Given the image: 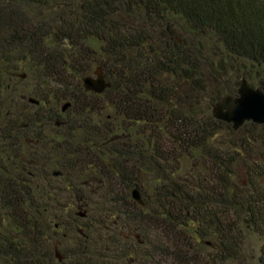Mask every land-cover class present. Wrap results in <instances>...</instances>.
I'll use <instances>...</instances> for the list:
<instances>
[{"label": "trees", "instance_id": "obj_1", "mask_svg": "<svg viewBox=\"0 0 264 264\" xmlns=\"http://www.w3.org/2000/svg\"><path fill=\"white\" fill-rule=\"evenodd\" d=\"M241 79L264 0H0V264H264V125L211 114Z\"/></svg>", "mask_w": 264, "mask_h": 264}, {"label": "water", "instance_id": "obj_2", "mask_svg": "<svg viewBox=\"0 0 264 264\" xmlns=\"http://www.w3.org/2000/svg\"><path fill=\"white\" fill-rule=\"evenodd\" d=\"M81 82L86 91L95 94H102L109 87L100 66L95 68L92 75L83 76ZM28 101L38 104L31 98ZM69 105V103L63 105L62 111H65ZM211 114L214 119L231 125L233 130H238L247 122L264 125V93L259 88L251 87L246 79H241L236 96H223L212 106ZM58 174L54 172L53 175ZM131 196L135 202L142 205V197L137 189L132 190ZM206 244L210 245L209 242ZM55 255L59 261L62 260L56 246Z\"/></svg>", "mask_w": 264, "mask_h": 264}, {"label": "rangeland", "instance_id": "obj_3", "mask_svg": "<svg viewBox=\"0 0 264 264\" xmlns=\"http://www.w3.org/2000/svg\"><path fill=\"white\" fill-rule=\"evenodd\" d=\"M95 68H96V65L93 66V69L91 70L89 75L93 74ZM10 83H11V85L13 87H15L16 89H19L20 91H22V86H24V82H21L19 77L18 78H13ZM254 88H257V87H254ZM246 180H247L246 169H245L244 166L240 165L239 168H238V183L245 184ZM262 184L264 185V179L262 181ZM260 244H261V241L258 240V238H256V237H251L247 241V245H246V248H245L246 251L244 253L246 262L249 261V256H251L252 254L255 257V255H256L259 247H260ZM57 250H58V248H57ZM248 264H255L254 260L250 259V263H248Z\"/></svg>", "mask_w": 264, "mask_h": 264}]
</instances>
